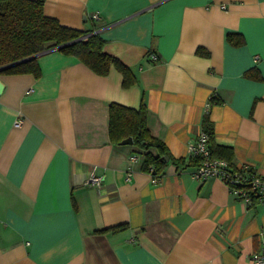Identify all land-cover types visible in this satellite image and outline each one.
<instances>
[{
	"label": "crops",
	"instance_id": "0c3cea01",
	"mask_svg": "<svg viewBox=\"0 0 264 264\" xmlns=\"http://www.w3.org/2000/svg\"><path fill=\"white\" fill-rule=\"evenodd\" d=\"M43 12L98 32L136 80L124 87L114 67L100 75L54 47L36 56L38 75L0 73V264H252L264 203L194 179L197 163L167 160L152 183L143 151L110 141L108 109L143 101L151 133L186 163L208 115L233 165L264 174V0H44Z\"/></svg>",
	"mask_w": 264,
	"mask_h": 264
},
{
	"label": "trees",
	"instance_id": "16d2710c",
	"mask_svg": "<svg viewBox=\"0 0 264 264\" xmlns=\"http://www.w3.org/2000/svg\"><path fill=\"white\" fill-rule=\"evenodd\" d=\"M44 0H0V66L38 54L48 48L80 38L62 46L60 51L74 55L92 71L106 75L111 67L122 74V85L128 87L136 80L131 68L118 57L103 51V38L92 29L81 30L61 24L56 18L43 12ZM226 38L233 44L243 42L242 35L227 32ZM200 52H207L200 50ZM31 72L39 74L36 57H30L0 69V73ZM108 134L113 143H119L127 136L132 137V144L143 151L142 169L147 172L150 165L160 176L167 163L163 156L172 161L177 168L197 163L190 158L186 163L183 157H174L165 143L154 136L147 126V107L141 101L138 108L117 102L109 104ZM202 129L209 135L211 154L222 157L231 164V148L214 142V127L208 115L202 119ZM121 225L99 229V231L116 230Z\"/></svg>",
	"mask_w": 264,
	"mask_h": 264
},
{
	"label": "built area",
	"instance_id": "2783aa9c",
	"mask_svg": "<svg viewBox=\"0 0 264 264\" xmlns=\"http://www.w3.org/2000/svg\"><path fill=\"white\" fill-rule=\"evenodd\" d=\"M98 17L97 12L91 14L92 19ZM148 55L151 60L158 59L157 54L153 51H149ZM216 98L215 92L210 94L205 103V111L216 101ZM20 123V118L15 119V125ZM187 148L189 155L198 160L195 169L192 171L194 179L218 178L226 184L232 195L245 204L264 203V174L258 173L250 164L233 165L225 158L212 155L209 135L205 130L201 129ZM130 158L136 160L137 156L133 154ZM147 173H149L152 183L159 182L162 177L155 172L152 165L149 166ZM131 174V171L126 172L125 178L127 181L131 179ZM85 182L100 186L102 177L91 172ZM250 258L252 264H264V251L253 252Z\"/></svg>",
	"mask_w": 264,
	"mask_h": 264
},
{
	"label": "water",
	"instance_id": "95a60500",
	"mask_svg": "<svg viewBox=\"0 0 264 264\" xmlns=\"http://www.w3.org/2000/svg\"><path fill=\"white\" fill-rule=\"evenodd\" d=\"M80 38H81V37H80ZM80 38H77V39H74V40L68 41V42L63 43V44H61V45L55 46L54 48H55V49H59L60 47L65 46V45H67V44H70V43H72V42H74L75 40H78V39H80ZM38 54H39V53H38ZM38 54H34V55L29 56V57H26V58H23V59H20V60L14 61V62H12V63H9V64H7V65L0 66V69L4 68V67H6V66H9V65L15 64V63H17V62H20V61H22V60H25V59H27V58H30V57H36ZM2 88H3V83H2L1 80H0V92H1ZM132 142H133V140H132V137H131L130 135L127 136V137H125V138H123V139L120 141L121 144H132ZM163 158H164V160H166V161L168 160V157H167L166 155H164Z\"/></svg>",
	"mask_w": 264,
	"mask_h": 264
}]
</instances>
